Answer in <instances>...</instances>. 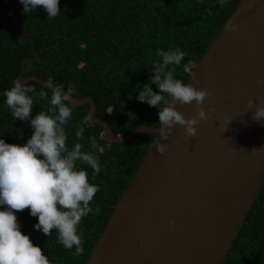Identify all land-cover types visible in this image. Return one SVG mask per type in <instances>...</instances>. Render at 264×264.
Wrapping results in <instances>:
<instances>
[{
  "label": "trees",
  "instance_id": "obj_1",
  "mask_svg": "<svg viewBox=\"0 0 264 264\" xmlns=\"http://www.w3.org/2000/svg\"><path fill=\"white\" fill-rule=\"evenodd\" d=\"M242 0H61V15L48 19L41 7L30 14L23 12L19 0H0V92L13 81L38 77L53 78L65 87L73 85L74 97L91 98L98 117L116 135H128L140 126L159 128L158 109L135 97L151 76V64L159 59L160 48L181 47L193 72L225 23ZM26 62V63H25ZM25 63V65H24ZM176 75L189 83L191 76L182 67ZM37 90L40 83L30 82ZM154 91H159L153 85ZM0 97V138L23 145L32 136L30 121H14ZM47 101L34 104L33 116L47 110ZM91 111L90 105L74 108L67 125L69 146L75 129ZM95 136L104 147L100 155L102 172L90 182L99 186L91 207L100 209L89 214L80 225L86 241L84 254L77 257L57 243L55 230L46 236L34 229L38 218L30 209L17 212L22 232L30 235L49 257L51 264H87L103 235L116 206L135 178L156 134L143 133L122 144H108L103 128L97 124L86 129L87 138ZM86 167V165H80ZM226 264H264V189L246 226L232 248Z\"/></svg>",
  "mask_w": 264,
  "mask_h": 264
},
{
  "label": "water",
  "instance_id": "obj_2",
  "mask_svg": "<svg viewBox=\"0 0 264 264\" xmlns=\"http://www.w3.org/2000/svg\"><path fill=\"white\" fill-rule=\"evenodd\" d=\"M194 73L189 83L209 93L194 137L180 124L167 141L148 126L116 135L93 99L73 97L74 108L91 106L106 143L149 133L167 146L160 154L152 144L87 264H226L264 189V121L247 107L264 101V0L241 1ZM198 108L177 105L188 119Z\"/></svg>",
  "mask_w": 264,
  "mask_h": 264
},
{
  "label": "clouds",
  "instance_id": "obj_3",
  "mask_svg": "<svg viewBox=\"0 0 264 264\" xmlns=\"http://www.w3.org/2000/svg\"><path fill=\"white\" fill-rule=\"evenodd\" d=\"M19 2L27 14L42 7L48 13V19L61 15V0ZM226 2L219 0L221 5ZM227 28L238 30L231 22ZM156 55L159 59L151 64L150 79L142 89L139 84L136 86L139 92L135 99L159 110L160 137L164 141L170 138L177 124L185 126L187 135L194 137L196 125L209 118L204 107L209 93L177 77V68L180 67L192 79L196 75L191 63L184 62L187 53L181 47L160 48ZM153 85L159 91H154ZM3 95L12 119L30 121L33 134L23 145L0 138V264H51L44 250L21 230L17 212L25 209H30V215L38 218L35 230L46 236H52L55 230L57 243L66 249H74L72 254L79 257L84 254L86 243L80 228L82 220L89 214L100 212L98 207H91L99 186L90 182L89 170L92 179L102 172L100 155L104 147L94 135L87 138L89 150H84L81 143L86 129L95 126L93 112L89 111L80 121L75 129L74 142L69 146L67 125L74 114L73 85L65 87L49 78L37 90L35 86L16 79ZM38 100L47 101V110H40L33 116L34 104ZM193 102L199 105L198 117L188 119L177 105ZM247 107L249 111L255 109L254 120L264 121V101L249 100ZM153 146L160 154L167 150L166 144L159 139ZM172 223L175 226V221Z\"/></svg>",
  "mask_w": 264,
  "mask_h": 264
}]
</instances>
